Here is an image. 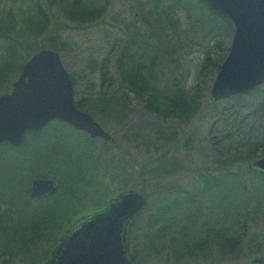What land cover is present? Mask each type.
Returning <instances> with one entry per match:
<instances>
[{
	"label": "rangeland",
	"instance_id": "1",
	"mask_svg": "<svg viewBox=\"0 0 264 264\" xmlns=\"http://www.w3.org/2000/svg\"><path fill=\"white\" fill-rule=\"evenodd\" d=\"M145 1L151 2L0 0V62L7 54L11 56L7 64L8 76L0 82V93L9 89L19 73L20 66L31 52L36 48H49L51 42L50 45L55 47L52 49L57 48L61 63L69 76H73L75 97L92 96L93 90L97 89V75L92 68L105 54H111L113 60L112 53L123 39L125 25H128L130 31L142 28L138 21V12L143 10L140 5ZM83 8L101 10L102 17L99 16L98 22L94 24L82 23ZM195 12L200 14L198 10ZM173 16L177 20V31L188 28L184 12L175 10ZM215 23L217 24L216 21ZM10 36L18 44H13ZM185 37L200 41V45L182 46L183 55L179 59L182 64L181 72L189 73L193 71L194 64L200 61L203 48L211 45L212 39H206L201 27L192 28ZM230 37L231 30L229 35L222 39L225 40L222 42L223 47L228 48ZM216 49L218 50L214 47L212 50ZM219 52L211 54H215L216 58ZM17 65L19 68L16 72ZM2 66L0 63V68ZM216 71L207 74L208 87L202 99L203 103L208 101V90ZM187 79L189 88L194 76ZM256 99L259 97L252 94L241 95L237 99V115H242L248 108L250 110L253 103H257ZM219 101L222 104V101ZM132 110L133 113L118 120L112 116L103 123L96 120L109 133L112 142L104 144L95 140L92 146L88 147L90 157L85 153L81 154V145L83 143L85 146V140L76 137L75 131L70 132L64 128L72 140L76 138L81 148L76 149L82 156H79L82 162L76 160V157L72 159L73 162L64 159L69 152L61 141L63 128L55 121L45 126L44 131L22 138V145L20 143L16 148L0 146V264H42L43 255L49 252L65 230L64 219L72 218L75 208L94 209L101 206L106 195H101L104 192L102 187L105 190L106 184L116 190L119 189L117 187L127 185V188L133 183H136L139 187L137 189L143 191L146 196L145 207L129 225L126 237L130 251L138 253L137 264H237L240 261L249 263L258 255L256 244L261 242V237L264 236V191L259 190V183L263 184L264 188V176L255 175L250 169L237 170V156L232 162L234 164L225 165V156L212 147L213 141L218 138L215 132L222 124H213L214 132H211L208 118L191 120L189 123L178 120L164 121L162 118L159 121L154 120L158 126L171 130L174 134L172 139L164 140L160 135L148 131L147 123L145 124L147 118L141 116L145 122L140 120L138 104L132 105ZM148 118L153 122L151 117ZM222 118L224 119V116ZM140 123H144V128L138 135L136 126ZM118 144L119 147L116 146ZM119 149H123L122 154H117ZM154 164L157 169L151 172L150 168ZM226 167L229 171H237L244 180L250 174L246 184H243L248 194L254 187V201L246 202L243 207L242 203L247 198L240 194L237 178L219 179L209 184L207 189L202 188L198 173L216 175ZM44 172L54 175L64 185V199H60V193L54 198L40 201L30 200L29 196H26V200L22 196L21 185L27 193L31 179ZM248 181L252 184L251 187ZM179 189L193 194L191 204L180 203L183 202L184 195ZM69 190L70 194L77 192L75 195L79 199L69 198ZM170 190H173L171 194ZM169 200H173L174 204L171 219L168 218L170 228L154 241L156 244L172 246L159 251L155 247L150 249L144 242L141 226L138 224H143L155 203L162 204ZM53 202V205L48 206ZM41 222L48 225V229H45L41 236L31 237L32 240L25 236L31 225H34L35 230H40ZM160 224L161 221L157 226ZM135 225L138 228L133 231L132 227ZM219 233L220 237L217 235ZM37 235L39 232L35 234ZM226 237L233 240L231 244L226 243ZM190 248L195 252L186 255L185 252ZM141 250L143 253H140ZM28 255L32 259H27Z\"/></svg>",
	"mask_w": 264,
	"mask_h": 264
},
{
	"label": "trees",
	"instance_id": "2",
	"mask_svg": "<svg viewBox=\"0 0 264 264\" xmlns=\"http://www.w3.org/2000/svg\"><path fill=\"white\" fill-rule=\"evenodd\" d=\"M140 6L143 10L138 12V21L142 28H136L130 31L128 29V25L124 26V32L122 36L123 39L118 43L117 47L112 53L113 60L111 59V54H105L98 64L94 66V68L91 67L92 69H95V73L97 75V89L93 90L92 96H82L76 98L75 90L73 89L75 106L78 109L87 112L95 120H100L103 123L111 116L113 119L118 120L125 115L133 113L132 105L138 104L140 106V120L142 122L144 121L141 119V116L147 118V122H144L145 124L147 123L146 128L148 131H152L156 135H160L164 140L172 139L174 134L171 132V130H167L162 126H158L154 120L159 121L162 118L164 121L178 120V122L182 121L184 123H189L191 120L208 118V120H210L209 128L212 130L211 132H214L213 124H222L220 128L217 129V132H215L218 140L216 139L215 142L213 141L212 147L215 151H219L221 155L225 156V165L229 166L234 164L232 162L234 161V157L237 156V99L240 98L241 95H234L221 100L222 104H220V101H211L207 95L208 101H206V103L202 102V99L205 95L204 93H206V89L208 87V81L206 79L207 74L208 72L214 73L221 60L225 56L227 46H222V42H225V40L222 41V39L229 35V26L220 18L210 13L205 8V6L197 0H151V2L145 1ZM175 10L184 12V18L187 19L189 24L186 30H183L182 28L179 31L176 30L177 20L173 16ZM197 10L200 12V14L195 12ZM83 12L84 13L81 16V22L85 24L97 23L99 18L102 17L101 14H103V11L101 10L92 11L90 9L85 10L84 8ZM197 27L204 29L206 39H212V43L209 47L203 48L201 59L198 63L194 64L193 71H190L189 73H186L187 71L182 73V64L179 61L180 57L183 55L182 46L200 45V41L189 37L186 38L185 34L192 30V28ZM50 44L51 42L49 43V48H55ZM225 44L227 45V42ZM214 47H217L218 50H212ZM218 51L220 52L219 54H216L217 57L215 58V54L211 53ZM6 56L7 57L0 62L3 64V66L0 68V82H3L9 73V67L7 64L11 56L10 54H7ZM18 68L19 65H17L16 72L18 71ZM113 74L114 77H112ZM193 76L194 80H191L190 86L188 88L187 78H192ZM70 78L72 85H74L75 81L71 74ZM251 94L252 93L249 92L245 95L250 96ZM246 107L247 106H245V108ZM246 110L249 111V108ZM246 114L247 111H245L242 115ZM222 116H224V119ZM148 117H151L153 122H151ZM53 121L59 123V126L61 125L63 128L60 137H63L61 141L65 143L67 152H69L64 158L68 162H73L72 159L74 160L75 157L76 160L78 159L79 162H82V156L77 152L76 148H82L81 154L83 155V153H85L88 155V147L89 145L92 146L95 140H98L104 144L110 141L112 142L111 138L108 140H103L101 138H91L85 132L75 130L60 120L54 119ZM143 124L144 123H140L138 126H136L139 131L138 135H140V132L143 131ZM64 128L69 129L70 132L75 131L74 133L76 134V137H82V140H85V146L82 143L80 148L77 144L76 138L74 137L72 140L71 136H69L70 134L66 132ZM43 129L45 130V127L38 131L25 132L23 134V138L25 139L28 134H35L39 131H42ZM214 130H216V128ZM1 145H7L8 148H16L5 142H1L0 146ZM116 146L119 147L120 145L118 144ZM84 148H86V150ZM103 149L106 150L105 148ZM122 152L123 149H119L117 154H122ZM156 169L157 165L154 164L151 166L150 171L155 172ZM34 177L52 178L57 183V190L54 192L55 194L53 193L45 197L43 196L41 199L29 198L30 200L40 201L51 199L54 198L58 193H60V199H64L63 195H66V192L64 191V185L60 183L58 178L54 177V175L44 172L37 174ZM228 177L237 178V183L240 184V194L247 198L242 203L243 207L246 202L254 201V187H252V191H250L249 194L245 191V184L247 182L246 180L249 178L246 177L245 180L242 179L241 174H237V171H229L226 167L224 170L221 169L220 172L218 171L216 175L198 173V180L202 183L203 189H207L208 185L214 183V181L219 179L224 180ZM244 182L245 184H243ZM249 183L250 181H248V184ZM106 185L107 188L105 190L102 187L104 192H102L101 195L106 194L104 196L105 198L102 202V205L109 195L116 191L125 189L127 186L123 185L121 187H117L119 189L113 190L112 188H109L110 185ZM249 185L250 187L252 186V184ZM262 185L263 184L259 183L260 191H264ZM127 188L137 189L139 187L136 183H133ZM24 189L23 185H21L20 192L27 200L26 196L28 197V195ZM138 190L141 191L140 189ZM179 190L184 195V200L180 203H184L186 205L191 204L190 199L193 194H189L187 190ZM172 191L173 190H170V194ZM141 192L145 196V193L143 191ZM70 193L71 192L69 190V198L79 199V197L75 195L77 192H73V194ZM84 195L85 193L83 192V197ZM54 203L55 202L49 204L48 206L53 205ZM173 205V200H169L162 204L155 203V205H153L151 208V212H149V216L146 218L143 224H138L139 227L141 226L140 229L142 236L144 237V242L149 248L155 247L159 251L167 246H172V244H156L155 241H157V237L160 234L165 233L170 228L169 219H171L170 215ZM101 206L94 209H81L78 207V209H81L79 211H77L78 209L75 208L72 212H75L74 216L72 218L66 217L64 219V229L69 226L77 214L89 210H95ZM137 214H135L127 222L126 237L129 225L133 222ZM159 221H161V224L157 226ZM39 225L42 227L40 230H35L33 228L34 225L29 226L30 229L25 232L27 233L25 236L28 238L41 236L43 232L46 231L45 229H48V225H43L42 222L39 223ZM136 228H138L136 225L133 226V231ZM37 232H39V235L35 236ZM32 239L33 238H31V240ZM224 239L226 243L230 244L233 241L230 240V237H226ZM186 247L187 246H185V248ZM191 247L193 248L194 246ZM193 251L194 250L190 248L185 252V254H192L195 252ZM140 253H143V251L141 250ZM127 255L131 264H137V260L139 259L138 253L136 251H130L128 241ZM43 256L45 259L47 253ZM27 259H32V257L29 256Z\"/></svg>",
	"mask_w": 264,
	"mask_h": 264
},
{
	"label": "water",
	"instance_id": "3",
	"mask_svg": "<svg viewBox=\"0 0 264 264\" xmlns=\"http://www.w3.org/2000/svg\"><path fill=\"white\" fill-rule=\"evenodd\" d=\"M226 23L231 37L208 90L211 101L245 94L264 83V0H197ZM60 120L91 138H110L99 123L74 104L69 73L52 48L35 50L21 65L9 90L0 93V143L16 147L27 131ZM264 169V158L253 163ZM47 177L31 180L27 194L40 198L56 190ZM144 194L126 188L95 210L77 214L44 264H131L126 225L145 205Z\"/></svg>",
	"mask_w": 264,
	"mask_h": 264
},
{
	"label": "flooded vegetation",
	"instance_id": "4",
	"mask_svg": "<svg viewBox=\"0 0 264 264\" xmlns=\"http://www.w3.org/2000/svg\"><path fill=\"white\" fill-rule=\"evenodd\" d=\"M73 1H76V0H73ZM12 18H13V15H12ZM74 23H76V18H74ZM1 33H2V31L0 29V37H1ZM9 39L13 44H16V43L18 44V42L16 40L13 41L11 39V36ZM27 49H28V41L25 43L26 52H27ZM24 53H25V51L23 52V54ZM32 53L33 52H31V54ZM10 86H11V84H10ZM7 90H9V89H7ZM7 90H5V91H7ZM249 92L252 93V96H256V97L258 96L259 99L255 100V101H257V103H253V106H251L250 110L249 111L247 110L246 115H241V114L237 115V170L250 169V170L254 171L255 174H261L262 176H264V169H260L256 166H253V163L256 160H258L260 158H264V83L257 85L256 87H254ZM243 95H245V94H243ZM51 121H53V120H51ZM51 121H49L46 125H48ZM246 135H247V137H246ZM47 178H49V177H47ZM56 185H57V183H56ZM56 190H57V187H56ZM53 193H51V194H53ZM51 194H48V195H51ZM45 196H47V195H45ZM41 198L42 197L35 198V199H41ZM31 199H33V198H31ZM217 235L219 237L221 236L220 233ZM261 238H262L261 242H257V244H256L257 250H258L256 254H258V255H256L254 259H251L249 263H245L244 261L243 262L240 261L241 263L239 262L237 264H264V236H262ZM55 243H53L52 247L50 248L49 252L47 253V256L49 255V253H50L51 249L53 248V246L55 245ZM45 259L43 260L42 264H44Z\"/></svg>",
	"mask_w": 264,
	"mask_h": 264
}]
</instances>
